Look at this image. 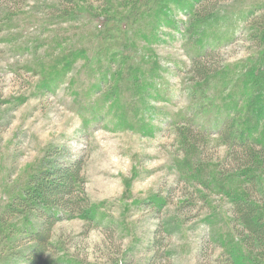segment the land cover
I'll return each instance as SVG.
<instances>
[{
	"label": "rangeland",
	"instance_id": "rangeland-1",
	"mask_svg": "<svg viewBox=\"0 0 264 264\" xmlns=\"http://www.w3.org/2000/svg\"><path fill=\"white\" fill-rule=\"evenodd\" d=\"M169 1L149 0L146 6L139 0H75V19L52 23L48 14L55 12L51 4L57 0H0V215L51 147L62 151L61 161L82 158L83 189L98 207L95 221L74 217L55 224L57 264H217L222 248L203 222L210 208L222 215L216 230L222 242L238 244L229 230L230 205L204 167H231L214 124L220 112L198 118L205 125V164L185 159V169L192 164L207 187L188 179V169L183 174L177 165L186 156L181 132L191 126V108L199 103L188 96L201 84L190 78L192 58L212 53L211 67L229 66L223 83L216 77L197 95L230 109L229 96L237 92L231 87L264 66V45L257 47L248 35L251 19L264 16V0H201V10L212 6L217 15L207 21L195 14L198 0ZM103 15L113 20L100 31ZM108 40L115 41L108 52L98 51ZM79 48L88 59H77L75 70L59 76L58 55ZM32 53L40 60H29ZM84 62L92 67L82 68ZM112 64L120 74L130 73L128 85L103 76ZM110 83L112 97L101 93ZM261 95L264 99V91ZM225 118L221 115L220 123ZM190 128L195 133L201 127ZM158 195L167 199L162 208L155 206ZM1 217L0 240L7 234ZM170 218L178 226L167 234L163 221ZM3 248L0 244V258L6 255Z\"/></svg>",
	"mask_w": 264,
	"mask_h": 264
},
{
	"label": "trees",
	"instance_id": "trees-1",
	"mask_svg": "<svg viewBox=\"0 0 264 264\" xmlns=\"http://www.w3.org/2000/svg\"><path fill=\"white\" fill-rule=\"evenodd\" d=\"M57 1L67 5L69 8L64 7L61 9L57 2L51 4L55 5L56 9L55 12L48 14L49 20L54 23L61 19H64V21L75 19V0ZM148 1L149 0H139L141 5L147 4L146 6H151L153 0H150V4ZM165 1L167 3L171 2L169 0ZM108 2H111V0H108ZM200 2L201 0L193 2L195 14L207 21L215 14L212 13L213 7H202L204 9L201 10V7H199ZM41 5L47 6L46 3ZM36 9L39 10V5H36ZM202 12L206 14H202ZM131 14H133V12H130V15ZM201 14L203 16H201ZM104 18H106L104 24L100 23L99 20L98 25L101 24L99 26L100 28H104L108 22L111 23L113 20L112 18L109 19L106 15ZM251 20V27H253V29L249 31V39L253 41L257 47H261L264 45V38L262 36V34H264L262 33L264 29V16L258 18L254 17ZM123 25H125V23L123 24L121 22V26ZM103 28L100 29V31H102ZM259 32L262 34H259ZM104 36V38H106V35ZM102 41L101 45L99 44V48L97 47L98 51L106 50V52H108V46L112 45L113 40H108L106 42L107 45L102 43ZM117 45H119V43H117ZM56 53L59 52H53L54 55ZM113 53L118 55L117 47L113 48ZM86 55V50L80 48L72 50L69 54H59L57 62L58 60L62 62V66L59 67L58 71L59 76H61L60 74H66L69 68L75 70V64L77 63L75 61L77 59H81L82 61H84V59L87 60L88 56ZM205 55L206 53L200 56L195 55L190 65V72L192 74L190 78L194 80L196 84L201 83L199 89L209 84V82L216 77H219V80L222 78L221 81L223 83V75L231 71L228 65L211 67L213 64L212 53H210V55L208 54L209 56ZM35 58H38V56L32 53L29 60ZM40 58H38L37 61H39ZM262 62L264 63V57ZM89 66L92 67L88 62H84L82 68ZM108 68L109 71H106L103 75L105 78L110 74V76L113 77L111 82L114 78H122V80L124 79V85L129 84L130 73L127 75L120 74L118 72V64H112V66ZM34 69L36 70V68ZM254 71L255 69L252 73H246L244 76H240V85L231 87V89L237 92L229 96V99H234V103L232 101L230 109L225 108L226 103L216 104L215 100L210 96L203 97V94H201V96L197 95L199 89L190 90L188 93V96L192 97V102H199L196 103L198 107H196L195 104L194 108H191V112L193 113H191L192 117H189L190 120L188 121L191 122V126L199 125L201 128L199 129L200 133H194L190 128L191 126L185 128L184 131L181 132V136L184 135L186 137L184 143H180L182 152L186 156L181 159L177 167L183 169L181 170L183 174L188 169V179L197 182L204 188H206L207 185H202L201 176L198 177L195 168L192 169V164L190 168L185 169V159L195 158L198 162L201 159V147L204 146L202 143L205 141L206 135L203 133L205 125L202 120L200 121L198 119L199 116H208L209 113L215 109L217 112H220L221 115L226 116L222 123H220V115L217 120L215 119L214 124L219 133L218 143L226 147V155L229 157L231 167H225L226 169H224L219 166L217 169V164L214 167L211 166V164H207L204 167L206 168L208 166V172L214 175V182L221 185L220 191L222 196L230 205L229 230L232 236H235L238 244L230 247L222 242L221 236L216 231L222 215L210 208V211L205 214L203 222L207 225L211 240L222 248L217 264H245L244 259H246L248 264H264V99L262 95V97L260 96L261 91H264V66L261 70L257 69V71ZM232 72L230 76L235 73V71ZM254 73L255 75H253ZM256 79L261 81V83L255 82L254 80ZM45 83L44 85H48ZM222 83L219 84L221 89ZM247 86L251 89L248 90ZM111 88H113V86L110 83L101 93H109V97H112L110 93L112 90ZM214 88L215 86L212 87V90ZM229 88L226 90H229ZM239 89L241 90L239 91ZM78 91H81L80 88ZM247 93L248 95H246ZM106 98H108V96ZM200 98L201 100L204 98L206 101H198ZM87 108L88 107H83V110ZM225 111H228L227 114L233 112V116L229 115V118ZM192 139L197 140V143ZM186 140H191V142H193L191 144ZM61 154H63L62 151L57 148L53 150L51 147V149L47 151L39 168L34 170L18 185V187H20V194L15 196L2 211L0 217L2 216L1 220L6 224L3 228L7 231V234L0 240V244L4 246L3 250L6 251L5 257L0 258V264H57L61 261L53 253L55 251L54 247H58V245L52 241L55 224L64 218L79 217L94 221L97 218L96 212L98 207L91 202L89 203L83 189L82 158L75 157L71 161L64 162L59 158ZM206 161L208 163L211 162V160ZM202 162L205 164V161L202 160ZM226 183H229L232 187L230 189H225L222 185ZM201 197L203 199L206 198L202 195ZM166 201L167 199L164 195H158V198L156 197L155 206L157 208H162L166 205ZM19 220H23V224H11ZM100 222L102 221L97 223ZM177 226V220L175 218H170L163 221L162 229L165 230V233L171 234ZM157 241L158 240H156V242ZM241 246L245 248L247 251L246 253L242 252Z\"/></svg>",
	"mask_w": 264,
	"mask_h": 264
}]
</instances>
